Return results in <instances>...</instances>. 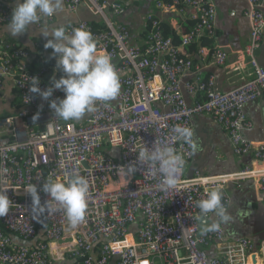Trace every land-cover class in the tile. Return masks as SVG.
<instances>
[{
    "label": "built area",
    "instance_id": "1",
    "mask_svg": "<svg viewBox=\"0 0 264 264\" xmlns=\"http://www.w3.org/2000/svg\"><path fill=\"white\" fill-rule=\"evenodd\" d=\"M136 1L64 0V11L86 5L99 19L102 28L87 21L63 27L69 34L80 27L89 30L98 51L110 55L121 85L116 99L97 102L95 112L78 121H63L50 108L51 100L64 98L62 90L49 100L29 91L33 77L43 91L52 86V77L64 75L56 69V59L33 68L27 49L0 41V93L11 78L20 101L15 114H0V195L10 201L0 217V264H252L253 256H264L263 248L248 238L230 240L224 226L205 232L211 214L201 218L196 203L219 188L228 210L229 186L253 180L264 189V143L244 135L253 128L246 105L264 100V67L257 55L264 38V0H246L250 36L233 69L241 70L247 62L251 73L226 91L218 86V73L205 77L204 63L211 57L217 72L225 71L229 54L203 45L195 54L187 51L214 38L213 0H155L163 17L147 15L143 45L134 44L130 28L114 19ZM17 2L0 0L1 25L9 23ZM54 16L35 26L52 24ZM165 24L179 36V44L165 36ZM187 76L191 80L183 82ZM185 92L197 101L190 104ZM199 115L209 116L226 132L233 153L253 157V164L234 174L209 176L198 169L186 177L194 155L189 145L177 141L175 128H192ZM161 145L175 148L184 159L177 185L167 190L161 188L158 167L138 160L141 149ZM131 166L136 171L129 175ZM74 175L89 185L84 221L69 228L62 206L54 201L37 218L25 189L40 188L44 204L49 200L42 191L45 182Z\"/></svg>",
    "mask_w": 264,
    "mask_h": 264
},
{
    "label": "crops",
    "instance_id": "2",
    "mask_svg": "<svg viewBox=\"0 0 264 264\" xmlns=\"http://www.w3.org/2000/svg\"><path fill=\"white\" fill-rule=\"evenodd\" d=\"M217 9L216 34L214 38H205L199 44L191 46L187 51L195 54L200 45L208 50L220 48L225 50L231 57L230 65L225 71H218L212 64L211 57L204 63V75L212 74L218 76V86L226 91L234 84L246 78L251 73V67L244 64L243 69L234 70L237 61L241 60V52L244 42L249 39L250 26L245 16L248 10L246 0H213ZM155 0H139L127 9L126 13L114 18L118 23L127 25L132 32L134 44L143 45L146 37V17L154 12L158 17H163L154 5ZM64 8V0H63ZM61 9L54 16L52 26H65L72 22L87 21L96 22L86 5H81L76 12L68 13ZM7 25L0 24V41L16 43L28 50L30 54V65L33 68L45 64H54L52 49H45L47 42L35 24L22 35L13 37L7 31ZM51 38V37H49ZM260 64L264 67V38L262 49L258 53ZM191 76L183 79V82L190 81ZM185 97L190 104L198 98L190 96L185 92ZM20 108V101L14 89V82L6 78L4 87L0 93V114H15ZM245 111L248 119L253 124L250 131L245 132V137L254 143H264V100L246 105ZM192 129L195 131L201 150L194 155L193 161L186 168V177L193 176L194 170H202L209 176H221L225 174L238 173L247 166L253 164L251 156H236L233 151L226 132L213 122L206 115H199L194 118ZM231 196V204L228 212L232 216V222L224 226L227 237L232 240L236 238H248L257 247L264 250V189L253 180H247L238 185L228 187ZM17 241H20L16 238ZM214 251V249H213ZM212 253V250L209 251ZM57 264H72L71 261L59 262ZM252 264H264L263 253L260 256H253Z\"/></svg>",
    "mask_w": 264,
    "mask_h": 264
},
{
    "label": "clouds",
    "instance_id": "3",
    "mask_svg": "<svg viewBox=\"0 0 264 264\" xmlns=\"http://www.w3.org/2000/svg\"><path fill=\"white\" fill-rule=\"evenodd\" d=\"M63 8V0H18L13 8L7 31L13 36L24 34L31 25L39 24L44 18H51ZM41 35L46 38L45 49L53 50L56 59V69L61 71L59 79L52 77V86L47 90L39 88L38 78L33 77L32 93H39L44 100H49L55 90H62L63 99L50 101V108L55 117L63 121H78L86 114L95 112L97 102H110L120 93L119 75L112 63L110 55L98 51L97 42L92 33L83 28L74 29L67 33L63 26H44L39 28ZM51 37V38H49ZM39 119V112L33 116V121ZM177 141L190 146L193 155L201 150L194 129L185 126L175 128ZM138 160L156 165L163 175L161 188H174L177 183V173L184 165L182 155L171 146H157L151 150L143 148L139 151ZM135 166L127 169L134 174ZM89 185L85 177L74 175L66 181L49 180L42 185V191L49 200L41 204L40 188L32 185L25 191L32 198V210L37 218L51 207V202H57L63 208L69 228L81 224L87 211V193ZM224 193L219 188H213L207 198L198 200L197 207L201 218H209L204 231H218L222 226L232 222L231 214L223 203ZM10 201L0 195V217L7 214Z\"/></svg>",
    "mask_w": 264,
    "mask_h": 264
},
{
    "label": "trees",
    "instance_id": "4",
    "mask_svg": "<svg viewBox=\"0 0 264 264\" xmlns=\"http://www.w3.org/2000/svg\"><path fill=\"white\" fill-rule=\"evenodd\" d=\"M137 1H139V0H137ZM136 1V2H137ZM96 28H102L100 25H99V21H96V22H94L93 21V23H92ZM163 29L165 30V36L166 37H173V39H174V43H176V44H179L180 43V38H179V36H177L176 34H175V32L172 30V28L170 27V26H168V25H164L163 26Z\"/></svg>",
    "mask_w": 264,
    "mask_h": 264
},
{
    "label": "water",
    "instance_id": "5",
    "mask_svg": "<svg viewBox=\"0 0 264 264\" xmlns=\"http://www.w3.org/2000/svg\"><path fill=\"white\" fill-rule=\"evenodd\" d=\"M258 53H259V52H258ZM258 53H257V55H258ZM196 170H198V169H195L194 172H195ZM191 177H192V176H191ZM205 224H206V221L201 220V222H200V226H201V227H204Z\"/></svg>",
    "mask_w": 264,
    "mask_h": 264
}]
</instances>
